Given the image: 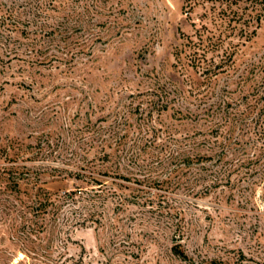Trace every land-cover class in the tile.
Returning a JSON list of instances; mask_svg holds the SVG:
<instances>
[{
	"label": "rangeland",
	"instance_id": "1",
	"mask_svg": "<svg viewBox=\"0 0 264 264\" xmlns=\"http://www.w3.org/2000/svg\"><path fill=\"white\" fill-rule=\"evenodd\" d=\"M0 264H264V0H0Z\"/></svg>",
	"mask_w": 264,
	"mask_h": 264
},
{
	"label": "trees",
	"instance_id": "2",
	"mask_svg": "<svg viewBox=\"0 0 264 264\" xmlns=\"http://www.w3.org/2000/svg\"><path fill=\"white\" fill-rule=\"evenodd\" d=\"M199 41L200 42H203V40H199ZM198 46L197 47H195V46H191L190 47V48H192V50H190L191 51L190 58H191V60H192V62H193L194 65L200 64L201 59L204 58L203 55H205V53H204V51H205L204 44H203V47L202 46H199L198 47ZM209 67H211V64L210 63L208 64V66L205 69V71H209V69H210Z\"/></svg>",
	"mask_w": 264,
	"mask_h": 264
}]
</instances>
